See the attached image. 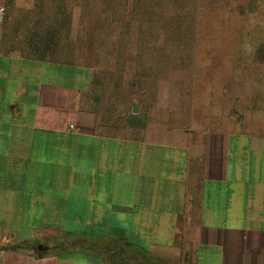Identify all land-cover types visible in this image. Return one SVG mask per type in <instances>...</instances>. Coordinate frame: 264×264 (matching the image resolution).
Segmentation results:
<instances>
[{"label": "crops", "instance_id": "0c3cea01", "mask_svg": "<svg viewBox=\"0 0 264 264\" xmlns=\"http://www.w3.org/2000/svg\"><path fill=\"white\" fill-rule=\"evenodd\" d=\"M73 1L0 0V264H264V113L161 77L150 112L100 122Z\"/></svg>", "mask_w": 264, "mask_h": 264}, {"label": "rangeland", "instance_id": "374dc122", "mask_svg": "<svg viewBox=\"0 0 264 264\" xmlns=\"http://www.w3.org/2000/svg\"><path fill=\"white\" fill-rule=\"evenodd\" d=\"M153 1L152 11L144 4L126 10L123 0L113 13L101 10V18L97 0L73 1L74 40L90 36L94 69L84 98L99 121L125 128L136 103L150 112L145 104L154 91L147 87L161 77L170 90L159 93L183 83L199 102L220 103L208 88L223 84L226 94L231 83L239 84L245 95L237 100L264 113V0ZM48 2L64 17L62 0ZM178 65L180 71L173 69Z\"/></svg>", "mask_w": 264, "mask_h": 264}, {"label": "trees", "instance_id": "16d2710c", "mask_svg": "<svg viewBox=\"0 0 264 264\" xmlns=\"http://www.w3.org/2000/svg\"><path fill=\"white\" fill-rule=\"evenodd\" d=\"M136 119H137V116L129 115L127 121H128L130 124H133L134 122H136ZM126 245H128V244H126ZM120 264H121V263H120Z\"/></svg>", "mask_w": 264, "mask_h": 264}, {"label": "built area", "instance_id": "2783aa9c", "mask_svg": "<svg viewBox=\"0 0 264 264\" xmlns=\"http://www.w3.org/2000/svg\"><path fill=\"white\" fill-rule=\"evenodd\" d=\"M4 16H5V9L2 6H0V23L2 22Z\"/></svg>", "mask_w": 264, "mask_h": 264}, {"label": "water", "instance_id": "95a60500", "mask_svg": "<svg viewBox=\"0 0 264 264\" xmlns=\"http://www.w3.org/2000/svg\"><path fill=\"white\" fill-rule=\"evenodd\" d=\"M139 113V107H137V106H133L132 108H131V114L132 115H137Z\"/></svg>", "mask_w": 264, "mask_h": 264}]
</instances>
